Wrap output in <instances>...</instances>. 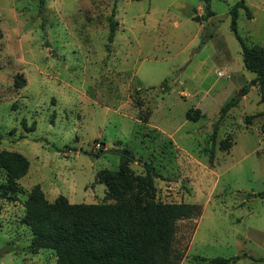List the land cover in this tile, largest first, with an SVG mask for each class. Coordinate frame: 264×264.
I'll use <instances>...</instances> for the list:
<instances>
[{"label":"rangeland","instance_id":"rangeland-1","mask_svg":"<svg viewBox=\"0 0 264 264\" xmlns=\"http://www.w3.org/2000/svg\"><path fill=\"white\" fill-rule=\"evenodd\" d=\"M239 1L0 0V151L30 163L18 201L0 199V264H59L52 250L28 251L30 191L111 203L99 173L119 170L122 149L141 161L129 164L134 175L150 163L164 177L156 202L202 207L177 223L178 264H264V117L249 119L263 105L231 30ZM245 2L253 18L240 10L238 33L264 48V0ZM190 109L203 117L187 120Z\"/></svg>","mask_w":264,"mask_h":264},{"label":"trees","instance_id":"trees-1","mask_svg":"<svg viewBox=\"0 0 264 264\" xmlns=\"http://www.w3.org/2000/svg\"><path fill=\"white\" fill-rule=\"evenodd\" d=\"M44 0H41L43 5ZM245 10L252 19L251 10L245 0H240L230 10L231 30L242 47L243 63L246 70L255 76L250 86L257 87L263 111L249 117H264V48L248 46L238 33L239 11ZM214 13L207 5L204 16ZM114 17V14H113ZM196 20V19H195ZM112 22V20H111ZM116 23L111 24L110 42L115 36ZM15 81L22 86L21 75ZM250 87L242 89L244 95ZM166 93V89H163ZM238 99L226 103L220 113V120L234 107ZM203 117L200 109H190L186 113L189 121L198 122ZM25 123V121L23 122ZM33 130L35 126L31 127ZM218 124L214 125L212 149L209 161L214 162V142ZM228 150L229 146L223 150ZM121 166L118 171H103L99 178L107 186L106 198L113 202L103 204H71L60 196L49 202L42 189L35 186L24 202L25 214L21 222L32 234L28 251L37 254L41 250H52L59 264H178L181 257L173 252L177 223L181 220L196 219L202 215V207L196 204L155 201L157 188L155 181L164 180L150 163H144V175H134L129 164L137 160L129 150L122 149ZM30 163L23 155L0 151V170L6 180L0 183V199L16 202L20 193L19 181L29 171ZM260 195H264L261 193ZM206 263V259L202 258ZM234 259L216 258L206 264H234ZM264 263V258L256 260Z\"/></svg>","mask_w":264,"mask_h":264},{"label":"water","instance_id":"water-1","mask_svg":"<svg viewBox=\"0 0 264 264\" xmlns=\"http://www.w3.org/2000/svg\"><path fill=\"white\" fill-rule=\"evenodd\" d=\"M242 96H243V91L241 90V91L239 92L238 98H240V97H242ZM104 153H106V152H104Z\"/></svg>","mask_w":264,"mask_h":264},{"label":"built area","instance_id":"built-area-1","mask_svg":"<svg viewBox=\"0 0 264 264\" xmlns=\"http://www.w3.org/2000/svg\"><path fill=\"white\" fill-rule=\"evenodd\" d=\"M220 75L222 76L223 74H222V73H220Z\"/></svg>","mask_w":264,"mask_h":264}]
</instances>
